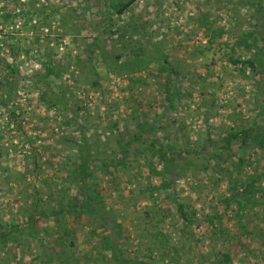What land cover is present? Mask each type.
<instances>
[{
  "label": "rangeland",
  "instance_id": "1",
  "mask_svg": "<svg viewBox=\"0 0 264 264\" xmlns=\"http://www.w3.org/2000/svg\"><path fill=\"white\" fill-rule=\"evenodd\" d=\"M223 1L141 0L126 13V18L139 13L151 21L152 42L166 49L170 62L188 75L187 89L181 90L174 107L165 114L158 135L177 152L190 144L198 149L202 141L224 136L227 127L232 126L228 115L244 119L243 124L235 121V126H248L256 116L257 79L249 72V75H242L238 67L228 61L236 55L225 45L232 46V41L249 28L245 20L247 13L236 4L227 14ZM96 3L98 7L87 9L85 0H0V45L6 41L9 48L18 47L21 53L28 50L29 54L20 57L14 65L21 78H27L37 70L33 57L37 49L42 57L51 55L57 67L60 65L62 71L65 70L64 78L57 84L69 85L67 90L75 94L76 98L73 93L70 95V105L82 123L94 158L119 163L124 154L111 151L118 150L117 138L124 130L134 128L139 120L149 122L159 115L166 92L161 81L155 80L157 69L154 66L148 73H130L132 53L130 49L123 50V44L102 42L100 51L95 49L92 41L104 29V17H107V3L103 5L95 0ZM35 9L40 17H48L45 24L32 21L22 27L21 17L2 24L1 16L5 14L14 17L29 12L30 15ZM200 9L209 14L208 21L213 27L226 28L227 34L217 43L210 45L208 35L205 36L200 23H196L201 19L195 11ZM111 19L115 24L122 23L114 15ZM36 38L38 43H35ZM8 49H1L0 56H6ZM120 54H125L126 59L117 63L115 57ZM120 63H125V69L119 68ZM137 78L141 80L134 83ZM1 79L4 77L0 75ZM9 80L11 87L17 89V99L13 102L28 117L29 123H22V134L14 129L5 133L8 119L0 109V150L1 143H6L8 149L2 152L7 155L0 158V219L7 221L15 215L22 224L25 218L16 211L28 209V201L35 199V195L51 194L54 201L65 198L60 194L64 184L58 175L60 168H67V161L75 157L74 143L78 141V133L74 121L62 110L48 111L39 107L37 93H33L25 81H14L12 77ZM95 81L97 86L93 87L91 84ZM78 93L92 98L87 103L89 111L77 110L81 106ZM39 144L49 146L48 151H41L38 158L31 157L33 146ZM142 151V147L137 146L133 153L125 156V169L106 177L100 171L90 182L100 186L98 190L106 206L126 233L133 237L125 243V249L129 250L127 256L133 262L223 264L222 254H226L230 264H264V205L254 209L248 205L245 214L237 217L235 204L226 207L222 202L236 197L241 191L238 186L246 181V174L252 175L254 165H248L237 177L232 169V175L224 176L212 169L207 173L191 170L173 184L176 196V202H173L169 195L171 191L162 190L160 178L149 177ZM33 158L39 162L37 170H34L36 166L32 167ZM192 161L197 165L203 162L195 157ZM255 163L259 166L258 173L264 174V160L260 165ZM99 164L96 161L95 168ZM23 175L27 176L26 181L20 178ZM128 176L132 185L124 186ZM261 179L264 187V175ZM76 195L74 187L68 197ZM174 203L186 208V223L178 217ZM67 223L76 232L75 258L84 262V254L94 244L91 241L85 244L86 235L77 237L80 232L87 233L93 223L86 218L81 221L68 219ZM47 226L53 228L54 224L49 221ZM38 246L37 242L15 243L7 253L0 255V264H38L33 261L41 254L42 250L36 249Z\"/></svg>",
  "mask_w": 264,
  "mask_h": 264
},
{
  "label": "trees",
  "instance_id": "2",
  "mask_svg": "<svg viewBox=\"0 0 264 264\" xmlns=\"http://www.w3.org/2000/svg\"><path fill=\"white\" fill-rule=\"evenodd\" d=\"M97 1L103 3V5L107 3L105 7L107 17H104V29L93 39L92 45L97 51H100V43L109 44L116 41V44H123L121 47L123 50L127 49L128 51L130 49L129 52L132 53V56H130L132 65L130 73L133 75L142 72L148 73L149 69L154 66L157 69L154 74L155 80L161 81L166 92L165 99L162 101V111L149 122L139 120L134 128L124 130L117 138L118 150L111 148L113 149L111 151L112 153L118 151L122 156L124 154L119 163L112 161V164L103 159L96 160L82 123L70 105L72 101L70 95L73 93L74 96V92L67 90L69 85L62 86L57 84L61 82L65 70L62 71L60 65L57 67L56 61L52 59L51 55L43 56V58L40 55V50L37 49L36 55L33 56L37 70L27 78H21L14 65L20 57L27 56L29 52L26 50L21 53L18 47L9 48L8 42L4 41L0 45V51L1 49L9 48L6 56H0V75L4 77L3 80H0V109L3 110V115L6 114L5 118L8 119L4 128L5 133H11V129H14L16 133L22 134V123H29L28 117L13 102V100L17 99V89L12 88L10 85L12 82L9 77H12V80L25 81L26 85L34 91L33 93H37L36 103L39 107H44L48 111L62 110L65 116H69L77 128L78 141L74 143L76 145L74 159L67 161V168H60L61 174L60 176L58 175L64 184L60 194L62 197L64 195L65 198L54 201L51 198V194L45 196L42 193L39 196L35 195V199L31 196L32 199L28 201L29 211L26 207V209L16 211V214H22L25 218L22 224L18 223L15 215L7 221L0 219V255L7 253L15 243H27L29 241L39 243L36 249L42 250L41 254L33 259L38 264H142L133 262L132 258L127 256L129 250L125 249V243L132 241L133 237L131 234L126 233L122 224L116 220L106 206L99 192L100 186L90 183L100 171L106 177L113 176L114 171L125 169L127 167L125 156L133 153L137 146L142 147V157L149 177L160 178L162 190L171 191H169V195L173 197L171 198L172 201L176 198L173 192V184L176 179L183 177L191 170L200 169L202 172L207 173L212 169L221 176H224L223 174L229 175L235 170L236 174L234 173V175L237 177V174L245 171L244 168L248 167V165H254L252 175L246 174V181L238 186L241 191L236 193V197L232 200L225 199L222 202L226 207L235 204L237 217L245 214L248 205L252 209L264 205V187L261 186V178L264 174L258 173L259 166L257 167L255 163L256 161L260 165L264 160V124H262L264 120V0H237L236 2L224 0L222 3L227 14H230V10L236 4L243 7L247 13L245 20L248 21L249 28L240 37L232 41V46L226 42L225 45L230 47L233 55H236V58L233 56L229 57L228 61L234 67H238L242 75L249 72L251 76L257 79L258 88L255 94L256 116L248 126H245L242 125L245 123L243 118H238L234 114L228 115L227 119L232 122V126L227 127L228 131L224 136L217 139L208 138L201 142L198 149L193 144H190L191 146H185L178 152L173 148L172 144H169L163 137L158 135L160 134L159 130L165 114L174 107L175 99L181 95V90L187 89L188 75L185 76L180 72L177 64L170 62L166 49L159 45L156 46L152 42L150 33L151 21L144 19L139 13H134L129 18H126V13L141 0ZM85 2L84 6L87 9L98 7L97 3L94 4L95 0H85ZM28 13L17 14L14 17L5 14L1 16L2 24L7 23L12 18L21 17V25L25 27L32 21L38 24V21H43L42 24H45L48 19V17H40L37 9L31 12L30 15ZM195 13L199 16L198 19H201L199 21L196 20V23H200L204 30V35H208V43L210 45L217 43L219 39H223V36L227 34L225 26L213 27L212 23L208 21L209 14L204 10H196ZM111 15L116 16L117 19L123 17L121 20L119 19L122 23L115 24L111 19ZM33 27L35 28V26ZM16 33L19 34L20 32ZM127 39L129 42H126ZM35 43H38L37 38ZM148 46H150V49H148ZM236 52L239 54H236ZM9 59L12 60L11 63ZM115 59L118 63L121 60L123 61V59L125 60L126 55L120 54ZM124 64L120 63L121 66L119 68L125 69ZM140 80L137 78L134 83H139ZM91 85L96 87L97 82L95 81ZM78 96L81 97V99H78L81 106H78L77 110L85 109L89 111L87 103L92 98L83 95V93H78ZM189 97L193 96L189 95ZM27 113L25 111V114ZM235 121H240L242 124L235 126ZM208 134L210 135L209 130ZM172 141L174 140L170 142ZM33 147V152L29 155L36 158H38L41 151L47 152L46 148H49V146H41L40 144L37 147ZM6 150H8L6 143H1L0 158L3 155H7L2 153ZM194 157L199 162L202 160L203 162L200 165L195 164L192 161ZM34 160L35 158L32 160V167L36 166L34 170H37L39 162ZM96 161L100 164L95 168L94 164ZM26 177L23 175L20 178L26 181ZM125 185H132L130 176L124 182ZM74 187H76L77 195L74 198H70L68 194ZM261 198L262 200H260ZM174 204L178 217L182 222L186 223L188 221L186 208L182 204ZM25 213H28V215L26 216ZM82 218L90 219L93 225L87 233L80 232V237L77 238L86 235L85 244H89V241L94 244L93 248L84 254V262H80L79 258L78 260L75 258L76 232L67 223L68 219L81 221ZM49 221L53 222V228L46 227ZM151 251L150 249L149 252ZM222 262L223 264H230L228 255L222 254Z\"/></svg>",
  "mask_w": 264,
  "mask_h": 264
}]
</instances>
